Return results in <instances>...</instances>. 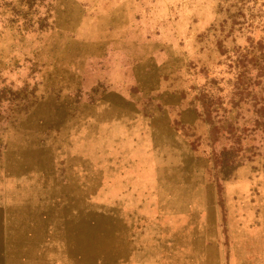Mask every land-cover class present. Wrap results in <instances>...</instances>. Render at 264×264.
I'll return each instance as SVG.
<instances>
[{"label":"rangeland","instance_id":"rangeland-1","mask_svg":"<svg viewBox=\"0 0 264 264\" xmlns=\"http://www.w3.org/2000/svg\"><path fill=\"white\" fill-rule=\"evenodd\" d=\"M0 264H264V0H0Z\"/></svg>","mask_w":264,"mask_h":264}]
</instances>
